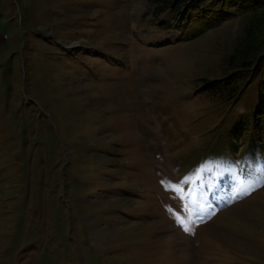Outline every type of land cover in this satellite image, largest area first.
<instances>
[{
  "label": "rangeland",
  "instance_id": "374dc122",
  "mask_svg": "<svg viewBox=\"0 0 264 264\" xmlns=\"http://www.w3.org/2000/svg\"><path fill=\"white\" fill-rule=\"evenodd\" d=\"M185 3L0 0V264H264L258 82L205 89L264 7Z\"/></svg>",
  "mask_w": 264,
  "mask_h": 264
},
{
  "label": "trees",
  "instance_id": "16d2710c",
  "mask_svg": "<svg viewBox=\"0 0 264 264\" xmlns=\"http://www.w3.org/2000/svg\"><path fill=\"white\" fill-rule=\"evenodd\" d=\"M164 7L182 2L188 4L186 13L176 24L184 41L192 40L218 22H223L238 13L257 11L264 7V0H156ZM211 17L212 20L208 19ZM201 21L206 26L201 25ZM198 24V27L193 26ZM196 26V25H195ZM192 32H186L185 29ZM258 28V29H257ZM261 24L248 28L245 42L237 47L226 60L227 76L207 82L205 89L214 95L234 99L250 83L258 82V101L252 121L256 142L264 143V37ZM263 39V40H262Z\"/></svg>",
  "mask_w": 264,
  "mask_h": 264
},
{
  "label": "snow or ice",
  "instance_id": "6c2138e0",
  "mask_svg": "<svg viewBox=\"0 0 264 264\" xmlns=\"http://www.w3.org/2000/svg\"><path fill=\"white\" fill-rule=\"evenodd\" d=\"M189 181L185 180L184 183H188ZM187 231V229H185Z\"/></svg>",
  "mask_w": 264,
  "mask_h": 264
}]
</instances>
